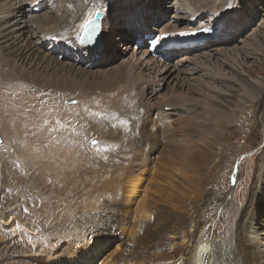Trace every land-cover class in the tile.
<instances>
[{
    "label": "rangeland",
    "instance_id": "374dc122",
    "mask_svg": "<svg viewBox=\"0 0 264 264\" xmlns=\"http://www.w3.org/2000/svg\"><path fill=\"white\" fill-rule=\"evenodd\" d=\"M8 1L0 0V7ZM17 1L33 15L31 18L27 15V19L35 23L29 61L33 62L38 54H45L57 60L60 66H73L88 74L110 75L123 60L138 57L146 48L134 47V41L139 37L142 40L144 33L161 32L152 30L155 24L169 32L207 25L215 29V33H204L203 44L166 52V59L151 57L157 61L155 71L147 70L146 78H132V82L121 79L109 86L105 85L107 82L91 85L84 82L83 88L68 91L41 80L39 83L0 76L2 86L14 79L23 83V88L9 94L0 93V126L13 123L21 127L23 135L18 141L12 137L5 139L0 131V264H64L68 256L62 253L67 245L65 238L70 233L67 231L87 232L90 228L107 231V226L113 238L96 233L98 238L94 240L104 241L106 246L98 253L96 263L87 264H101L107 259L115 260L118 253L124 254L123 247L130 245L137 235L133 228L137 219L135 210L146 183L139 186L132 199L125 198L127 187L124 186L116 202L111 186L124 181L126 174L135 177L142 170L139 123L145 112L152 121V110L148 108L151 106H154L153 111L156 106H164L166 111L177 107L178 111L177 115L171 114L174 141L164 139L168 141L165 148L171 149L163 162L174 161L176 167L191 177L196 189L201 182L209 186L206 191L211 203L204 213L203 228L206 252L217 245L224 253L232 254L238 220L251 210L256 212L254 224L261 230L260 239H264V0H116L117 8L127 2L128 7H124L130 9L119 10L120 17H113L106 25L104 29L109 37L102 41L103 50L90 58H82L74 49L65 47L66 36L40 32V22L45 18H49L50 25L58 23L66 0ZM100 2L111 8L116 4L114 0ZM141 3H145L144 6ZM142 17L147 21H142ZM41 18L43 20L39 21ZM127 25L131 26V31L127 30ZM136 28L139 31L135 32ZM121 34L125 38L114 41L113 38ZM130 46L132 50L128 49ZM162 63L166 66H161ZM73 100L79 104H72ZM168 103L171 105H166ZM91 119H97L100 131L87 130ZM159 121H163L162 116ZM221 121L226 126L219 133L217 125ZM188 127H195L196 134H182L180 130ZM72 138L79 139L91 152H79L70 145ZM27 139L35 140V145L40 143L37 148L40 145L42 149L34 163L19 156L17 147ZM92 139L110 150L95 151L90 144ZM65 144L77 150L73 152L75 158L62 156ZM159 152L158 147L153 151L156 160ZM215 163H218L216 167ZM234 167L236 174L232 177ZM257 190L260 194H256ZM224 193H227V201L219 204L217 201ZM114 203L120 206L119 213L112 211ZM106 216L110 220L106 221ZM123 219L122 226L119 222ZM118 243L123 246L117 247ZM181 244L178 243L183 247ZM152 253L157 256V252ZM169 261L163 257L155 264L171 263Z\"/></svg>",
    "mask_w": 264,
    "mask_h": 264
},
{
    "label": "bare ground",
    "instance_id": "6f19581e",
    "mask_svg": "<svg viewBox=\"0 0 264 264\" xmlns=\"http://www.w3.org/2000/svg\"><path fill=\"white\" fill-rule=\"evenodd\" d=\"M114 1L116 3V0ZM117 4L118 2L115 4V6L112 4V8H111V7H106V5L101 3L100 0H66L62 6L61 12L59 11L60 18L58 23L50 25L49 18H45V20L43 21L45 25L42 24L43 22H40L41 31L37 29V27L36 29L39 30L42 35L55 33L58 36H66V38L63 40V44L65 47L74 49L76 54L78 56H81L82 58L83 57L90 58L92 55L99 54L100 50L101 51L103 50L102 41H105V39L107 40L109 37L108 32L104 29L106 25L111 23L113 17H117V16L120 17L118 15L119 10L123 8H125L126 10L130 9L127 8L128 7L127 2L121 4L120 5L121 8H117ZM141 4L144 6L145 3H141ZM137 5H140V3H138ZM96 10H100L101 12L104 13L102 19L100 42L96 46L93 45L90 49L81 48L78 42L76 41V35H77L76 29L79 27V24L82 21L85 22L86 19L91 17ZM109 14H111L112 17L111 16L109 17ZM18 15L20 16V18L16 17ZM27 15L30 18L33 17V15L27 13L24 6L21 5L20 1L17 0H9L7 5L0 7V76L2 77L7 76L16 79L21 77L24 79H29L31 81H38L39 83H41L40 82L41 80V81H45V83H47L48 85H54L55 87H58L62 90L67 89L68 91H73V90L76 91L78 90L77 88L81 89L84 87L82 86L84 82H86L88 85H91L93 82H102V83L107 82L105 85L109 86L114 84L112 82L115 81L118 82L121 79L124 81L129 80L131 82L133 80L132 78H135V80L143 79L146 78V76H148L149 74L146 72L147 70H152L153 72L155 71L157 61L153 60V58H151L150 54L146 50L140 53L138 57L136 56L135 58L131 57L130 59L128 58L126 60H123V62H121V64H119V66L111 73L114 75V77H111V74L109 75L108 73L88 74L79 68L75 69L73 66L70 67L69 66L65 67V65L60 66L59 65L60 63L58 64L57 60L55 61L54 58H53L54 60L53 59L51 60L49 59L50 57L45 56V54L44 56L43 55L40 56L38 54L33 59V62L32 61L30 62L29 61L30 57L27 56H29L30 54L29 47H31V44L34 42V40L31 37H33L34 35L33 32L34 30L32 31V26L35 23L27 19ZM127 18L128 17L126 15L125 19ZM141 19L142 21L143 20L147 21L144 17H142ZM38 20L42 21L43 18ZM220 20L222 19L220 18ZM130 27L131 26L127 25L126 28L128 31L132 30L130 29ZM153 29L162 31V29L157 27L156 24L152 26V30ZM134 31L137 32L139 30L138 28H136ZM123 38L125 37L123 34H121L115 36L113 39L114 41H119V40L122 41ZM53 40L55 41V39ZM128 49H131V46ZM40 52L42 54L41 50ZM137 54L138 53H136V55ZM161 66H166V64L162 63ZM57 84H59V86ZM22 85H23L22 81L15 79L11 80V83H9L8 85L5 86L0 85V93L9 94L10 92L16 90L17 88H23ZM166 105H171V104L168 103ZM153 107L152 106L148 107L149 111L152 110L151 112V114L153 115L152 121L148 119L146 112L144 116L141 115L140 117L139 125L141 128V139H142L141 145H142V155H143L142 163H141L142 170L139 172V175L135 177L132 176L131 174H126L124 177V181L121 180L119 182L114 183L111 186V190L113 191L114 194L113 201L116 202L119 198L120 191L122 192L124 190V186L127 187L125 198L129 197L128 199H132V197H135L137 195L139 191V186L142 183L143 184L146 183L143 193L140 196V199L138 200L137 209L135 210L137 214V219L135 220L133 228H136L135 232H137V235L134 238V240L131 239L133 241L131 242L130 245L123 247L124 254L118 253L114 258L115 260L107 259L104 263L101 262V264L102 263L128 264L129 262L132 263L135 262L136 264H155L156 261H158L163 257H167V259L169 258L171 263L168 264H241V256L237 248V245L243 246L244 244H250L255 249V254L252 257L250 264H264V255H261V247L264 246V239L263 240L260 239L259 235L261 233V230L255 227L254 215L256 212L255 211L253 212V210L249 212L250 213L249 215L246 212L245 217L238 220V224L236 226V230L233 235L234 252L232 254L227 252L224 253L223 250L220 248V246H217L215 244H214L215 246L212 247L211 250L206 252L205 249L207 245H205V240H204L205 238L203 236V232L205 231H203V228L205 222L204 213L210 208V203H211L210 201L211 197H209L206 191L207 189H209V186H207L206 183L201 182L199 184V188L196 189L192 185L191 177L186 176L185 173H183L179 167H176L174 161L171 160L169 162H163L164 159L167 160L166 157L167 155L165 154H167L168 150L171 149V148H165L166 146L164 144L167 143L168 141L167 140L164 141V139L170 138L171 143L172 141H174V138L172 137V133H174L173 131L174 128L170 130L171 114L176 113L177 115L178 111L176 110L177 107H174L173 108L174 110L166 111L164 109V106L163 107L156 106L155 107L156 110L153 111L154 109ZM182 111H184V109H182ZM160 116L163 117L162 122L159 121ZM96 120L97 119H91L89 121L90 125L87 127L88 131L96 132L101 130L100 126L96 123ZM9 123L8 125L0 126L1 129L0 131L4 135L5 139L6 137L7 138L9 137V139L10 137H12L13 140L16 139L18 141V138L22 133L21 130H19L21 127L18 128L17 126L12 125L13 123L12 124ZM225 126L226 125L224 121L219 122L217 125V131L219 133L222 132L221 130H223ZM196 130L197 129L195 127H188L180 131L182 132V134L184 133L196 134L197 132ZM26 131L30 133L29 130ZM25 135L27 136V134ZM28 139L26 141L24 140V142L21 145L17 143V146L18 145L20 146V147L18 146L17 148H20L19 156L21 157L24 156L25 160L34 163L38 155L42 152V149H39L40 145L37 148V145L40 143L38 144L36 143L37 145H35V140H28ZM71 141L72 144L70 143V145L75 147L79 152L80 151H85L87 153L91 152L88 147L84 146L79 141V139L73 140L72 138ZM42 147H44V145ZM64 147L65 148L63 149L62 152L63 155L62 154L61 155L62 156L69 155L68 158L69 157L75 158L73 152L74 151L76 152L77 150L69 147L66 144ZM157 147L158 149L160 148V152L159 155H157V160H156L155 153H153V151ZM46 152L47 151L45 150L44 153ZM23 159L22 161H24ZM72 164L73 162L71 163V165ZM214 165L216 167L218 163L217 165L216 163ZM215 167L212 168L215 169ZM147 171L148 173H146ZM235 174H236V168L234 167L232 177L235 176ZM259 174L260 173L256 175L257 181H259V177H260ZM233 180L234 178L232 179V184H233ZM212 186L213 185H211V187ZM256 192H257L256 194H260L259 190H257ZM194 193L195 195L192 196V194ZM151 194L153 197H151ZM116 195L117 198L115 199ZM226 198H227V193H224L222 196H220L217 202L219 204H223V203L225 204V201H227ZM128 199H125L124 201L126 202L127 200V202H129ZM229 202L230 201L226 202V204H228ZM114 204L115 205H112L113 206L112 211L114 213H119L120 206L117 203ZM121 206L123 208L125 207L122 204ZM115 210L118 212H115ZM123 212H125V209ZM118 218H120V216ZM125 218L126 215L124 216V219ZM124 219L123 221L119 222V224L122 226L124 225ZM105 220L106 221L110 220V217L106 216ZM111 221H112L111 224L114 226L115 223H113V218H111ZM111 224L109 227L110 229H111ZM88 230L89 231L87 232L77 231L74 233L73 231H75V229L67 231L70 233L67 235V238H65L66 240L64 242H66L67 245L65 249L62 251L63 254L65 253L66 255H68L65 256V263L67 262L66 260H68L67 264H75V263L87 264L94 262L96 263L98 259L97 260L95 259L98 257V253L102 252L103 248L106 246V243L104 241H99V240L97 241V239L94 240V238H98L95 237L96 233L104 236V238L106 235L107 238L109 237L113 238V232H111V230L108 229V226H107V231L105 230V228L104 230H97V231L91 228ZM130 231H134V230L131 229ZM84 234H86V236ZM87 240H93V241L91 243L90 242L87 243L88 242ZM99 242L101 243L100 245L98 244ZM178 243H182L183 247H180ZM81 245L84 246L80 248ZM122 246L123 245L121 243H118L117 247L121 248ZM93 249L95 252H92ZM165 249H168L169 252L168 253L163 252ZM147 250H149V252H147ZM72 251H76V252L73 253ZM152 251L157 252V256L156 253L153 254ZM83 254L85 257H82L81 259L79 256ZM160 263L166 264L163 262Z\"/></svg>",
    "mask_w": 264,
    "mask_h": 264
},
{
    "label": "snow or ice",
    "instance_id": "6c2138e0",
    "mask_svg": "<svg viewBox=\"0 0 264 264\" xmlns=\"http://www.w3.org/2000/svg\"><path fill=\"white\" fill-rule=\"evenodd\" d=\"M229 7L231 8L232 5L229 4ZM237 7H239V4L237 5ZM100 14H101L100 10H97L94 15L96 17H98V16H100ZM92 25H93V20H89L84 25V31L86 33H88V37L87 38L89 40H91V32L94 30L91 27ZM200 31L206 32V31H208V29L205 28V29H201ZM192 34H194V33H192ZM157 35H159V33H156V34L153 35L152 40H151L152 44H159L161 40L167 39V35H164V36L160 37V40H157L156 39ZM179 35L184 36V35H189V33L181 32V33H179ZM71 103L72 104H78L79 102L73 100ZM121 123L126 124L128 122L127 121H121ZM61 127H63V125H61ZM90 144H91L92 149H94L97 152H108L110 150L106 146L105 147H101L100 142L98 140H96V139H92L90 141ZM104 159H107V157L105 156ZM25 211H27V209H25ZM237 248H238V250L240 252V256H241V264H246V262H247V264H250L251 259H252L253 255L255 254V249L252 247V245H250V244H244L243 246L237 245ZM261 255H264V246L261 247Z\"/></svg>",
    "mask_w": 264,
    "mask_h": 264
},
{
    "label": "water",
    "instance_id": "95a60500",
    "mask_svg": "<svg viewBox=\"0 0 264 264\" xmlns=\"http://www.w3.org/2000/svg\"><path fill=\"white\" fill-rule=\"evenodd\" d=\"M0 142H1V138H0Z\"/></svg>",
    "mask_w": 264,
    "mask_h": 264
}]
</instances>
